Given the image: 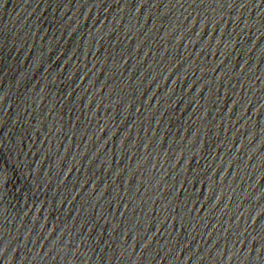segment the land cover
<instances>
[{"label": "water", "instance_id": "water-1", "mask_svg": "<svg viewBox=\"0 0 264 264\" xmlns=\"http://www.w3.org/2000/svg\"><path fill=\"white\" fill-rule=\"evenodd\" d=\"M264 212V0H0V264H200Z\"/></svg>", "mask_w": 264, "mask_h": 264}]
</instances>
